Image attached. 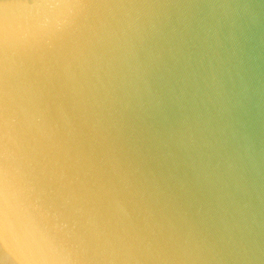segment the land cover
<instances>
[{
    "label": "clouds",
    "instance_id": "9594fccd",
    "mask_svg": "<svg viewBox=\"0 0 264 264\" xmlns=\"http://www.w3.org/2000/svg\"><path fill=\"white\" fill-rule=\"evenodd\" d=\"M0 264H264V0H0Z\"/></svg>",
    "mask_w": 264,
    "mask_h": 264
}]
</instances>
